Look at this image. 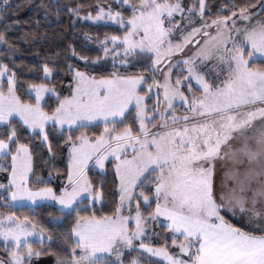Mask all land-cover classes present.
Masks as SVG:
<instances>
[{
  "label": "snow or ice",
  "instance_id": "snow-or-ice-1",
  "mask_svg": "<svg viewBox=\"0 0 264 264\" xmlns=\"http://www.w3.org/2000/svg\"><path fill=\"white\" fill-rule=\"evenodd\" d=\"M114 2L64 6L119 32L97 36L91 60L72 47L83 67L59 53L29 66L38 79L14 59L19 21L0 31V264H264V0ZM15 7L3 0L0 20ZM53 140L66 168L49 164ZM109 161L106 191L89 171ZM42 207L51 228L32 215Z\"/></svg>",
  "mask_w": 264,
  "mask_h": 264
},
{
  "label": "trees",
  "instance_id": "trees-1",
  "mask_svg": "<svg viewBox=\"0 0 264 264\" xmlns=\"http://www.w3.org/2000/svg\"><path fill=\"white\" fill-rule=\"evenodd\" d=\"M3 0H0L2 3ZM97 3L111 4L113 9H117V5L114 0H10V5L16 6L13 9V13L8 20H0V31L4 30V25L9 21H19V24L8 30V36L13 43L18 44L19 51L14 54L17 67L23 74L24 80L38 79L28 75L29 66L42 64L46 57L51 56L53 53H59V57L62 61V67L66 68L67 63L70 60L73 65L83 67V62L79 61L77 57L72 55L71 48L74 47L76 52L81 55H87L91 60L92 57L99 55L96 45H88L85 39V34L92 36L93 39L98 36L103 39L105 33L113 34L119 32V27L116 25L105 26L104 23H91L88 21L80 20L79 18L73 19L72 14L67 11V7L81 6V14L87 15L89 11L93 14L96 12L95 5ZM57 5H60L59 15H57ZM67 7H64V6ZM48 12L47 18H45V12ZM36 21H40L39 25H36ZM35 33L34 36L27 35ZM87 45V46H84ZM71 46V47H70ZM4 52V49L0 47V54ZM67 56V59H65ZM0 59H4L5 62H9L8 58L0 55ZM11 66V65H10ZM112 70V63L109 60L99 63L92 68V71L98 75L107 74ZM124 71V69H120ZM67 76V78H64ZM70 74L61 73V80H56L59 87H63L67 84ZM22 91V89H21ZM62 94H64L62 92ZM27 99V97H24ZM46 104L55 105V101L49 98ZM47 110H51L47 108ZM99 127L88 129L89 135L98 134ZM60 139H63L62 137ZM34 142H36L34 140ZM53 148L57 152L55 161H49V164L54 163L56 168H66L67 160V148L60 145L59 140H53ZM63 154L64 159H61ZM47 158L46 150H41L36 153V173L47 176L49 168L45 166V159ZM107 174L102 175L100 171H89V178L94 183H98L101 180L105 182V190L113 187L114 172L112 170L111 162H107ZM3 174L0 173V176ZM55 184H59V180L55 181ZM2 210V209H0ZM105 210H110L106 208ZM18 213L29 214L27 209H17ZM52 212L55 214V210L49 207L38 208L32 215L35 216L36 221L39 224L51 228L48 224V214ZM162 239L157 243H162ZM6 253L2 250V244H0V258H3ZM49 262L47 264H54V257L47 255Z\"/></svg>",
  "mask_w": 264,
  "mask_h": 264
},
{
  "label": "rangeland",
  "instance_id": "rangeland-1",
  "mask_svg": "<svg viewBox=\"0 0 264 264\" xmlns=\"http://www.w3.org/2000/svg\"><path fill=\"white\" fill-rule=\"evenodd\" d=\"M83 21H87V20H83ZM88 22L96 23V22H93V21H88ZM101 23H103V22H101ZM109 23L111 24V22H109ZM87 43H88V45H96L95 40H88ZM97 47H98V45H97ZM107 60H109L112 63L111 57H109ZM149 103H151V101H149ZM96 170L100 171L99 169H96ZM155 242L157 243V241H155ZM48 262H49V257L48 256H42L37 261V264H47Z\"/></svg>",
  "mask_w": 264,
  "mask_h": 264
}]
</instances>
